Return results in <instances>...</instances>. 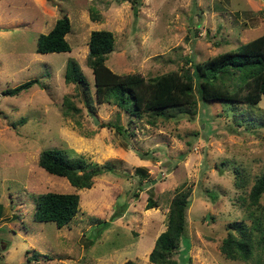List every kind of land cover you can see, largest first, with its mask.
I'll use <instances>...</instances> for the list:
<instances>
[{"label": "rangeland", "instance_id": "rangeland-1", "mask_svg": "<svg viewBox=\"0 0 264 264\" xmlns=\"http://www.w3.org/2000/svg\"><path fill=\"white\" fill-rule=\"evenodd\" d=\"M63 15L69 51L35 52L37 35ZM98 29L114 38L106 66L147 78L264 34V0H0V264H152L148 253L181 189L189 204L172 255L178 264H264L255 229L247 260L219 252L230 222L250 225L264 215V192L251 217L246 199L264 172V95L248 106L195 95L187 113L173 109L153 123L146 114L130 117L96 100L86 53L89 32ZM68 59L86 90L63 81ZM32 78L38 83L27 90L1 92ZM48 148L98 170L90 187L38 167ZM45 191L78 194L66 225L34 219L35 197ZM148 199L156 206L146 209Z\"/></svg>", "mask_w": 264, "mask_h": 264}, {"label": "trees", "instance_id": "trees-1", "mask_svg": "<svg viewBox=\"0 0 264 264\" xmlns=\"http://www.w3.org/2000/svg\"><path fill=\"white\" fill-rule=\"evenodd\" d=\"M69 29L70 23L66 15L57 18L49 31L37 35L34 51H69V44L64 38ZM113 43L111 31L91 30L87 40V65L93 76L96 100L111 102L130 117L140 118L146 114L148 123H153L156 117H173L174 112H170L173 109L187 113L195 107V95L202 102L218 100L247 106L257 104L264 95V34L200 62L185 57V66L147 78L137 73L120 75L106 66L105 59L112 50ZM63 81L82 83L83 88L87 89L85 78L74 59L66 61ZM37 83V79L32 78L1 92L15 95ZM63 98V102H66L67 98ZM86 106H90L87 98ZM63 113L66 114L65 110ZM18 122L23 123V118ZM37 165L49 174L65 177L76 188L90 187L92 176L99 173L98 170H84L85 162L81 157L69 158L59 148L41 150ZM181 190L172 197L165 228L155 237L148 253L147 259L152 264H178L172 255L182 237L184 213L189 204L188 192ZM263 192L264 172L255 177L246 193L249 217L253 215L252 210L260 207L258 200ZM78 200L77 193H39L34 200L33 217L36 221L53 222L60 228L77 212ZM153 206H156L155 202L148 199L145 208ZM260 226L264 227V215L259 220L251 218L250 225L241 221L230 222L227 233L220 242L219 252L231 260H247L252 252L251 230L255 229L260 234L257 242L264 249V229ZM34 259L35 255L26 257V262ZM120 264L137 263L127 259Z\"/></svg>", "mask_w": 264, "mask_h": 264}, {"label": "water", "instance_id": "water-1", "mask_svg": "<svg viewBox=\"0 0 264 264\" xmlns=\"http://www.w3.org/2000/svg\"><path fill=\"white\" fill-rule=\"evenodd\" d=\"M93 123H94V124L97 123V120H96L95 118H93Z\"/></svg>", "mask_w": 264, "mask_h": 264}]
</instances>
